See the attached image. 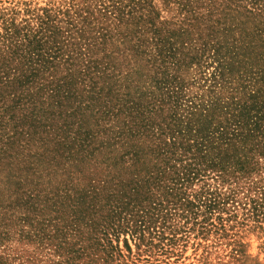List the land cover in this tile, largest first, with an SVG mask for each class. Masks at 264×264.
<instances>
[{"label":"rangeland","instance_id":"obj_1","mask_svg":"<svg viewBox=\"0 0 264 264\" xmlns=\"http://www.w3.org/2000/svg\"><path fill=\"white\" fill-rule=\"evenodd\" d=\"M185 1L197 8L209 28L221 22L224 30V13L211 15L210 0H0V169L14 151L45 158L49 175L41 179L47 190L63 188L67 181L72 193L87 188L95 196L99 188L93 184L104 176L100 167L88 175L72 174L67 161L82 159L91 140H101L105 129L130 118L126 112L115 117L110 111L127 109L135 115L129 109L138 101L133 96L144 85L162 83L173 72L168 62L180 66L182 98H207L211 89L205 80L221 64L213 55L215 48L230 36L195 28L197 20L186 19L179 7ZM237 2L250 9L264 7V0ZM230 50L222 49L228 60ZM39 53L49 60L38 59ZM137 72L145 75L137 80ZM222 77L221 96L234 95ZM166 91L156 95L158 102L168 100ZM66 94L74 95L70 102L59 98ZM170 96L174 100L178 93L170 91ZM17 102L25 107L22 117L15 112ZM188 102L179 100L178 105ZM140 103L146 107L144 99ZM168 108L166 103L153 106L158 116ZM45 113L47 120L41 123ZM17 119L21 123L15 127L12 120ZM155 121V128L173 127L167 118ZM13 135L20 141L16 150L10 144ZM246 168L242 176L235 172L218 178L216 169L205 167L188 187H177L168 177L162 187L148 184L152 192L141 187L131 202L144 204L135 212L146 207L152 223L139 225L138 237L131 228L120 233L108 228L103 234L95 225L84 226L75 236L66 227L72 210L63 206L56 213L53 201V206L46 205L45 192L37 204L15 203L0 214V264H264V158L255 155ZM171 192L180 202L172 201ZM109 193L104 190L97 203L106 202ZM33 206L45 209L41 216ZM100 218L110 221L107 211ZM48 234L56 237L49 239Z\"/></svg>","mask_w":264,"mask_h":264},{"label":"trees","instance_id":"obj_2","mask_svg":"<svg viewBox=\"0 0 264 264\" xmlns=\"http://www.w3.org/2000/svg\"><path fill=\"white\" fill-rule=\"evenodd\" d=\"M237 1L240 0H210L211 15L222 16L224 13V30L221 22L211 28L201 22L202 17L196 14L197 8L190 1L178 2L181 10L186 11V19L197 20L198 24L192 23L195 28L203 33L208 30L230 36L215 46L213 55L221 62L220 65L224 64L219 65L220 70L216 68L210 78H206L204 85L210 81L207 86L211 89L207 98H196L190 102L182 98L184 81L180 75V66L168 62L173 72L166 74L162 83L154 80L156 85H144V88H140L137 95L133 96L138 101L134 100L129 109L135 111V115L127 109L110 111L109 115L115 117L126 112L130 118L120 120L118 124L105 129L101 140H91L90 148L82 152V159L73 158L67 161L68 156L66 157L67 163L72 167V174L88 175L100 167L104 176L99 179L98 184H93L99 188L97 195H91L87 188L80 190L79 194L72 193V186L67 181H64L63 188L53 185L47 190L41 179L49 175V170H44L48 166L45 158H33L30 154L21 157L14 151L9 154L11 161L0 169V174L3 175V179H0V204L4 205L0 208V214L11 211L12 205L18 202L37 204L38 198L45 192L47 195L44 197L48 200L46 205L53 201L56 213H60L63 206L72 210L66 227L67 231L75 236L80 234L84 226L95 225L102 229L103 234H107L105 229L108 228L117 233L123 227L131 228L132 234L138 237L136 228L139 225H147L148 222L152 223L146 207L135 212V207H142L144 204L131 202L132 196L137 194L141 187H146L147 192H152L151 186L162 187L167 177L178 184L177 187H188L198 171L205 167L216 169L218 178L231 176L235 172L241 173L242 176L248 172L246 164L251 163L255 155L264 158V7L253 6L254 9H250ZM259 8L260 11L257 12ZM158 30L161 32L162 29ZM29 47L30 43L26 45V48ZM223 48L233 49L229 51L230 60L227 59L228 53L222 52ZM35 56L41 60H49L45 59L44 53ZM3 67L0 62V69ZM238 73L240 75L234 78ZM136 75L139 80L145 73L137 72ZM219 76H223L224 86L235 94H242V98L237 99L232 93L223 98ZM235 82L236 85H233ZM68 85L70 87L67 90L72 91V83ZM164 90H167L165 94L168 100L162 102L169 108L166 115L158 116L157 112L154 113L153 106H162L163 103L158 102L156 95L162 94ZM170 91H176L178 97L171 100ZM73 97L74 95L66 94L59 98L70 102ZM19 98L20 96H16L13 100L18 101ZM142 99L146 101V107L140 103ZM179 100L188 103L178 105ZM29 102L32 103L30 100ZM120 104L121 108L125 107L123 101ZM20 105L21 103L17 102L15 107L18 117L24 116L23 111H26L25 107ZM33 110L37 117L40 116L35 105ZM157 117L169 119L173 127L169 130L161 125L155 128L159 124L155 121ZM45 120L46 113L40 122ZM20 123V119L12 120L15 127ZM9 138L10 144L13 145L12 150L18 149L20 141L16 135ZM48 150L50 153L53 151L52 147ZM104 190L110 191V198L106 202L97 203V198L102 196ZM170 197L173 202H180L174 192L170 193ZM7 201L9 203L5 204ZM172 201L167 200L169 204L174 205ZM127 208L130 210L126 211ZM32 210L41 216L45 209L42 206H33ZM104 211L108 212L109 222L103 223V218L97 220L99 214ZM162 217H166V214ZM53 237L56 236H48L49 239Z\"/></svg>","mask_w":264,"mask_h":264}]
</instances>
